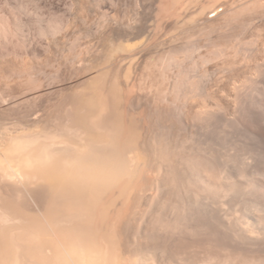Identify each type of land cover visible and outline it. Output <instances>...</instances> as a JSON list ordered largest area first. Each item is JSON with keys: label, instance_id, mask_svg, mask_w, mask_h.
I'll list each match as a JSON object with an SVG mask.
<instances>
[{"label": "bare ground", "instance_id": "bare-ground-1", "mask_svg": "<svg viewBox=\"0 0 264 264\" xmlns=\"http://www.w3.org/2000/svg\"><path fill=\"white\" fill-rule=\"evenodd\" d=\"M193 1L197 0H161L159 9L161 13L172 11L176 14L178 10H185L187 3L192 2L191 4H193ZM208 4H212V7ZM205 5H208L210 9L204 13V9L209 8ZM8 6L4 5V9L0 8V45L2 46L15 44L20 39L25 41V35L27 36L25 34V28H27L25 24L27 23L21 16L22 12L24 14L27 9L25 3L19 6L20 12L16 7V10L13 9L12 6L14 5ZM155 8L157 10V6ZM132 12L134 11L132 10ZM194 12L197 13L196 16H203L200 18L202 19L200 28L195 33L207 32L208 37L206 38L209 39L212 36L209 37V34L218 30L214 49L208 45L212 50L208 48L204 50V46H207L206 41H203V45L206 42L204 46L199 44L203 50L194 44L197 42L195 40H192V45L187 43L191 42L190 37L194 39L192 37L193 30L191 36L185 37L187 41L183 44V46L186 44L184 48L179 46L180 48L175 47L173 50L158 51V49L154 53L150 51L152 50L150 47V54H152L151 52L154 54H149L146 63L140 58L148 56V53L137 55L133 49L128 48V44L124 41L118 44L116 48V51L128 54L125 55V59L124 56L122 58L121 54V58L124 60L120 62L124 66L125 75L124 80L118 82V85H121L119 86L120 90L124 91L127 96L131 95L134 99L144 101L150 107L153 106L155 111L156 108H165L168 112L172 105L173 107L180 105V109L182 106L186 112L183 119L186 118L188 124L192 126L191 132L184 135L175 134L170 139H167L168 137L159 138L161 135L164 136L163 133L158 136L159 139L157 140V137L154 139L156 133H152L154 135L152 136L153 140L151 136L148 137L152 141L147 140L148 143H140L141 136L138 135L140 130L134 129V131L139 130L135 134L131 128V130L128 128L131 126L129 124L134 126L133 123H128L129 121L132 122V117L131 119L129 117V121L125 119L129 126L124 124L116 127L111 126L112 120L111 124L107 123L108 125H106V127L111 126V128L106 129L103 126L105 122L102 125L99 123V118L104 113L106 104L109 105L108 103L105 104L107 100L109 102V99L104 96L106 101H103V93L100 92V89L96 96L98 97L96 114H77L81 116L80 119L84 116L81 122L78 119L74 120L75 122H67L69 120L67 119L65 122L58 121L59 123L53 124L52 127L45 128L37 127L38 123L25 127L24 120L23 122L15 121L14 125L13 122L9 126L5 123V125H0V264H264V34L260 33L259 29L253 32L254 28H252L255 19L264 17V0H206ZM212 13L214 14L210 15ZM133 16L135 17V15ZM193 16L195 17L194 14ZM136 18L138 19V17ZM59 22H51L47 27L43 22L45 28L40 24L39 27L42 29L38 31L45 36L50 34L56 38L55 34L60 29ZM106 22L107 27H109L108 21ZM178 22L172 23L170 28L173 29V24L178 25ZM55 23H58L59 26ZM62 25L64 26V24ZM248 25H251L248 30L251 28L253 30L250 31V35L249 33L246 35L248 30L245 32L243 29L244 35H246L244 36L242 34L244 32L240 28ZM124 26L126 27V25ZM178 26L184 27L183 22L182 25ZM137 27L140 28L141 26L139 27L137 24ZM65 29L67 28L65 27ZM120 30L122 29L120 28ZM120 30L117 32L121 33ZM142 30L140 29V31ZM138 31L135 32L134 29V35ZM182 34H179V39H183L182 36L186 33ZM48 38L50 37L48 36ZM179 39L177 38V41ZM70 41L72 43L73 40ZM170 41L173 42L172 39ZM211 41L215 40L210 39L209 43L212 44ZM196 44L198 45V42ZM74 47L73 44V49ZM7 49L9 48L7 47ZM85 51L87 52V49ZM253 51H256L255 55L251 54ZM102 52L104 53V51ZM105 55L107 56L106 53ZM21 56L23 55L21 54ZM95 56L93 58H96ZM109 56L114 55L111 52L108 54V58ZM67 57L69 56L66 55ZM137 60L139 63L144 61V69L141 72L137 70L140 74L137 72L138 75L135 76L132 75V70L136 65L138 69ZM211 61H216L218 72H221V75L226 73V78L219 77L218 72L215 75L212 71L209 72L207 67L208 62ZM103 62H105L104 59ZM89 63L90 61L85 65ZM108 63L111 64L109 61ZM92 65L88 66L92 67ZM14 66L16 67V65ZM93 66L97 68L95 73L107 74L104 71L106 70L105 64L103 67H98L95 64ZM94 67H92L93 70ZM113 68L115 69V66ZM110 69H112L111 66ZM114 69L109 78H106L107 82L108 80L110 83L112 82L110 77L116 74ZM22 70V73L25 72L24 69ZM135 70H133L134 73H136ZM19 71L21 73V70ZM90 77L92 78V76ZM119 78L117 77V79ZM212 80L218 84V89L215 88L217 91L213 101L211 100L212 95H214L211 94L213 85L210 84L213 83ZM5 81L7 83L3 84L11 93L4 95V88L0 90V102L3 103L13 98L12 91L14 88L7 79ZM107 82L106 85L108 86L110 83ZM106 87L104 93L110 88L108 86L106 89ZM16 94L13 93L15 96ZM89 106H87L88 109ZM136 107L139 109L141 106L137 105ZM91 111L89 109V112ZM182 112L185 113L183 110ZM62 113L60 116H64ZM77 113H79V109ZM130 114L132 113L130 112ZM109 115L108 121L110 117L114 119L113 115L110 117ZM126 116L122 115V119ZM85 117L87 118L85 119ZM102 117L104 119V116ZM106 119L104 120L106 121ZM133 121L135 122V120ZM180 121L182 120L180 119ZM120 123H124V121ZM99 124L104 127L103 130ZM183 127L185 128V126ZM177 130L180 131V129ZM184 131L186 132V130ZM1 184L7 188L4 189ZM42 184L47 189V195L50 193L49 196H51L50 199L48 198L50 200L47 201L49 202L48 205L52 204L53 206L49 207L46 204L48 207L46 206L44 211H40V214L43 213L41 217L39 212L33 213L35 210L31 212L32 208L28 211L29 208L23 206L21 202L23 199L20 197H22V192H25L24 190L28 191L31 188L41 187ZM160 193L163 196L159 206L154 211L148 212V207ZM25 194L27 193L25 192ZM16 196H19L20 199L12 198ZM14 199L17 201L14 202ZM20 202V206L23 208L18 207ZM43 205L42 207H44ZM30 206L32 207V205ZM26 212H30L31 215L30 213H28L29 215L25 214ZM37 214L40 215V218ZM25 218L28 221L40 220V222L33 223L30 221L29 223ZM123 224L134 226L133 242L127 240L129 235H124L123 232L126 231V227ZM122 225L125 228L124 231ZM141 225L145 227L144 231L139 233L138 229ZM126 233H129V230ZM168 233H178L183 237L185 235L187 237L198 235L202 238L207 236L206 240L203 239L207 244L204 241L202 248L193 245L195 248L204 249L202 253L197 252L196 249L190 255V252L193 251L191 246V251L190 248H186L189 253L185 248L184 250L181 248V250L178 249L180 252L178 250L175 252L176 255H178L177 252L179 253L178 256H175L174 252H170V255L169 251L167 252L166 244L165 253L164 250L159 251V248L162 250L161 247L158 248L154 245L155 243L153 244L158 235L161 237V234H167L168 236ZM176 235L173 234L175 238L183 240V237ZM166 237L164 238L166 239ZM187 237L185 236V238ZM138 238L140 241L137 240ZM195 238L199 240V238ZM187 240H191V237ZM181 251L186 254L181 253ZM248 252L253 253L254 256H249ZM139 254L142 257H139Z\"/></svg>", "mask_w": 264, "mask_h": 264}, {"label": "rangeland", "instance_id": "rangeland-1", "mask_svg": "<svg viewBox=\"0 0 264 264\" xmlns=\"http://www.w3.org/2000/svg\"><path fill=\"white\" fill-rule=\"evenodd\" d=\"M22 1V2H21ZM150 1V2H149ZM160 1L161 0H0V8L2 7L4 9V5L9 7L8 5L14 7L13 9H16L18 10V12H20L19 10V6L22 4V3H25V6L26 8V11L22 12L21 16H23V20L25 23V27L27 26V28H25V34H27V36L25 35V41L20 39L18 42H16L15 44H11V45H8V46H2L0 45V90L3 89V94L5 95V93H9L10 91L6 89V85L3 84V83H7L5 80L7 79V81H9L8 83H12L11 85L14 87L13 88V91H12V96H13V100L9 101H5L4 103L3 102H0V125H11L12 122H13V125H14V122L16 121H22L24 120L23 123H25V127H27L26 125H32V124H37V127L39 128H45V127H52L53 124L55 123H59L58 121L60 122H65L67 119V122H73L74 120L78 119V121L81 122V120L83 121V117L80 119L81 116L79 115H84V113H89V114H96L97 112V105H98V97H96L98 94H99V89H100V92L103 93V97H107L109 99V102L108 100L106 101L105 97L103 98L102 95V99L103 101L106 103H108L109 105L106 104V109L104 111V113L100 116L99 118V123H101L102 125L104 124L103 122H105V124L103 125L104 127H106V125H108L112 120V124L111 126H121V124H124L125 126L128 125L127 124V121H129L131 119V117L133 119H131L132 122H128V123H133L134 126H132V124H129L131 126H129L128 128L132 131V132H135V134H137L138 132V135L141 136V139H140V143H143V142H147V140L150 142L153 140V137L154 136L153 134H155V137L154 139L156 138L159 139V138H165V137H168L167 139H170L172 138L175 134H179V135H184L186 133H189L191 132V128L192 126L190 124H188V120L186 118L183 119V117H185V110L184 108L181 106L182 109H180V105H178L177 107H173V105L170 107V109H168L169 111L167 112L165 108H156V111L153 107V109H151L152 107H150V105H147L146 103H144V101H138V99H134L133 96L129 95L127 96V94H125L124 91L120 90L119 86L121 85H118V82H121L124 80V75H125V71H124V66L121 64L120 61H123L125 59V57L128 55L126 52H118L116 51V48L118 46V44L122 43L124 41V43L126 42L128 44V48L129 49H133L134 50V53L137 55H140L142 53H148V56H144V58H147V59H144L143 57L140 58L141 60H144L142 62L139 63V60H137L138 62L136 63H139L138 65V69H137V65L134 66L133 70H135V67H136V70L135 72L137 73L138 71L141 72L143 69H144V63L147 62L148 60V57H149V50H150V47H152L150 51H153L155 53V51H163V50H173L175 47H181L183 46L184 42L186 43L187 39H185V37H187V35L189 36L190 34L193 33L194 31V34L192 37L193 38H189L191 40V42H187L189 44L192 45V40L194 41H197L198 42V45L196 43H194L196 46H204L207 42V46H204L206 50V48H208L209 50H212L214 49V44H216V37L218 36V30L217 31H213L211 34H209V37L211 36V38L207 39L206 37H208V34L207 32L204 33L203 31V34H202V31L198 32V33H195V31H197V29L200 28V25L202 23V19L201 16L202 15H197V13H195L194 11L196 10V8L200 7L203 3V1L205 2L206 0H197V1H193V4L191 3H187L186 5V8H184L185 10L181 9V10H178V12L176 14H174L172 11H167V12H164V13H161L160 12V9H159V6H160ZM199 1V2H198ZM201 1V2H200ZM214 1V0H213ZM216 1V0H215ZM217 1H224V0H217ZM152 2V3H151ZM136 3V4H135ZM146 3V4H145ZM200 3V4H199ZM149 4V5H148ZM191 4V5H190ZM135 5V6H134ZM157 6V10H156V6ZM199 5V6H198ZM209 5V4H208ZM208 5H205L208 6ZM211 7H212V4H210ZM209 5V6H210ZM39 8H38V7ZM149 6V7H148ZM190 6V7H188ZM195 6V7H194ZM208 6V7H209ZM36 7V8H35ZM137 7V8H136ZM221 7H225V6H221ZM38 8V10H37ZM193 8V9H192ZM15 9V10H16ZM131 9V10H130ZM192 9V10H191ZM209 8L206 7V9H204V13L205 11H207ZM221 9V8H220ZM219 9V10H220ZM5 10H7L5 8ZM37 10V11H36ZM132 10L134 12H132ZM183 12H180L182 11ZM17 12V11H16ZM124 12V13H123ZM132 12V13H131ZM26 13V14H25ZM28 13V14H27ZM32 13V14H31ZM40 15H39V14ZM128 13V14H127ZM136 13V14H135ZM184 13H185V16H184ZM207 13V12H206ZM31 14V15H30ZM36 14V15H35ZM105 14V16L103 17V15ZM108 16H107V15ZM126 14V16H125ZM154 14V15H153ZM193 14L195 15V17L193 16ZM214 13L210 14V15H213ZM34 15V16H33ZM116 19H115V17ZM125 18H124V16ZM135 15V17L133 16ZM137 15V16H136ZM179 15V16H178ZM176 16V17H175ZM124 19H123V18ZM130 17V19H129ZM138 17V19L136 18ZM160 17V18H159ZM183 17V18H182ZM192 17V18H191ZM197 17V19H196ZM36 18V19H35ZM55 18V19H54ZM122 18V19H121ZM132 18V19H131ZM179 18V19H178ZM182 18V19H181ZM188 18V19H187ZM200 20H199V19ZM203 18V16H202ZM33 19H35L33 21ZM41 23H40V21ZM53 19V20H52ZM120 19H121V22H120ZM127 19V20H125ZM137 19V20H136ZM190 19V20H189ZM49 20V22H48ZM111 20V21H110ZM123 20V21H122ZM125 20V21H124ZM130 20V21H129ZM133 20V22H132ZM136 20V22H135ZM178 22V25H182V22H183V26H178L177 24H173V29L170 28L172 25L173 22ZM177 20V21H176ZM187 20V21H186ZM198 20V21H197ZM34 23H33V22ZM48 23H47V22ZM56 21H60V26L58 23H55L59 26V28L62 30H58L57 34L59 33V35L55 34V36H57L56 38L51 36L50 34L45 36V34H41L39 33L40 31H38L39 29L41 30L42 27L45 28L47 27L48 24H51V22H56ZM105 21H108V25L109 27H107V22L105 23ZM110 21V22H109ZM128 21V22H126ZM158 21V22H157ZM168 21V22H167ZM185 21V22H184ZM190 21V22H189ZM31 22V23H30ZM37 22V23H36ZM39 22V24H38ZM46 25L44 27V24ZM63 22V23H62ZM104 22V23H103ZM140 22V23H138ZM142 22V23H141ZM144 22V23H143ZM163 22V23H162ZM189 24H188V23ZM199 22V23H198ZM254 23V30L251 28V30H248L250 29L251 25L249 26H244L243 28H240L242 30V32H246L248 30V32H246V35H248L247 33H249L250 35V31L252 32H255V31H258V29L261 31L260 33H263V29H264V17L263 18H257L253 21ZM257 22V23H255ZM103 23V24H102ZM113 23V24H112ZM120 23V24H118ZM124 23V24H122ZM127 23V24H126ZM129 23V25H128ZM136 23V24H135ZM162 23V25H161ZM168 23V24H167ZM38 24V25H37ZM40 24L42 25V27H39ZM64 24V26L68 29H65V27L62 25ZM72 24V25H71ZM133 24V25H132ZM137 24L140 28L137 27ZM144 24V25H143ZM157 24V25H156ZM159 24V25H158ZM186 24V25H185ZM195 24V25H193ZM256 24V25H255ZM100 25V27H99ZM102 25H105L102 27ZM120 25V26H119ZM126 25V27L124 26ZM128 25V26H127ZM156 27H155V26ZM176 25V26H174ZM29 26V27H28ZM68 26V27H67ZM70 26V27H69ZM73 26V27H72ZM112 26V27H111ZM122 26V27H121ZM124 26V28H123ZM154 26V28H153ZM167 26V27H166ZM169 26V27H168ZM186 26V27H185ZM197 26V27H196ZM253 26V25H252ZM256 26H257V29H256ZM64 27V28H63ZM79 27V28H78ZM114 29H111L113 28ZM119 27V28H118ZM143 27V28H142ZM195 27V28H194ZM246 27V28H245ZM249 27V28H248ZM79 30H78V29ZM120 28L122 30H120ZM128 28V29H127ZM137 28V29H136ZM191 28V29H190ZM134 29H135V32H137L138 30V33L135 34L134 32ZM140 29L142 31H140ZM146 29V30H145ZM152 29V31H151ZM165 29V31H164ZM168 29V30H167ZM170 29V30H169ZM180 29V30H179ZM185 29V30H184ZM191 31H190V30ZM244 29V31H243ZM256 29V30H255ZM109 30V31H108ZM112 30V32H111ZM117 30L121 31V33L117 32ZM137 30V31H136ZM150 30V31H148ZM193 30V31H192ZM79 31H82V32H79ZM87 31V32H86ZM145 31V32H144ZM154 31V32H153ZM80 34H78V33ZM114 32V34H113ZM144 32V33H143ZM158 32V33H157ZM160 32V33H159ZM192 32V33H191ZM238 32H241L238 30ZM241 32V33H242ZM242 33L243 35L245 34ZM37 33V34H36ZM82 33V34H81ZM112 35H111V34ZM116 33V34H115ZM133 33V34H132ZM141 33V34H140ZM144 35H143V34ZM151 33V34H150ZM175 33V35H174ZM186 33V34H183ZM215 33V34H214ZM76 34V35H75ZM107 34H109L107 36ZM120 36H119V35ZM137 34H138V38H137ZM146 34V36H145ZM179 34H182L180 36H182L183 39H179ZM82 35V36H81ZM117 35V37H116ZM143 35V36H142ZM148 35V36H147ZM152 35V36H151ZM172 35V36H171ZM196 35V36H194ZM200 35V36H199ZM202 35V36H201ZM207 35V36H206ZM244 35V36H246ZM30 36V37H29ZM45 36V37H44ZM48 36L50 38H48ZM65 36V37H64ZM70 36V37H68ZM114 38H112V37ZM118 36H119V39H118ZM124 36V37H123ZM136 36V38H135ZM141 36V37H140ZM191 36V35H190ZM204 36V37H203ZM264 36V35H263ZM42 37V38H41ZM44 37V38H43ZM47 37V38H46ZM67 37V38H66ZM74 37V39H73ZM78 37V38H77ZM80 37V38H79ZM105 37V38H103ZM128 37V38H127ZM173 37H176L173 39ZM197 40H196V38ZM204 39H203V38ZM29 38V39H28ZM116 38H117V41H116ZM123 38V40H122ZM151 38V39H150ZM177 38L179 39L177 41ZM181 38V37H180ZM188 38V37H187ZM202 38V40H201ZM213 38V39H212ZM215 38V39H214ZM28 39V40H27ZM56 39V40H55ZM65 39V40H64ZM68 39V40H67ZM82 39V40H81ZM132 39V40H131ZM160 41H158V40ZM173 40L170 41V40ZM176 39V40H175ZM206 39V40H205ZM211 40H215V41H211V43H209V41ZM53 42H52V41ZM70 40H73L72 43H70L71 41ZM105 40V41H104ZM175 40V41H174ZM181 40V41H180ZM185 40V41H184ZM208 40V41H207ZM23 43H22V42ZM67 41V42H66ZM76 41V42H75ZM79 41V42H77ZM112 41V42H111ZM203 41H206L203 45ZM75 42V43H74ZM114 42V43H113ZM166 42V43H164ZM200 42V43H199ZM215 42V43H214ZM26 43V44H25ZM69 43V44H67ZM77 43V45H76ZM85 43V45L83 44ZM110 43V44H109ZM154 43V45H152ZM202 43V44H201ZM209 43V44H208ZM62 44V45H61ZM73 44H74V49H73ZM109 44V45H108ZM113 46H112V45ZM115 44V45H114ZM146 44V45H145ZM161 44V45H160ZM187 44V45H189ZM200 44V45H199ZM53 45V46H52ZM57 45V46H56ZM80 45V46H79ZM159 45V46H158ZM212 49H210L209 47ZM213 45V46H212ZM10 46V47H9ZM70 46V47H69ZM72 46V48H71ZM86 46V48H85ZM154 46V48H153ZM186 46V44H185ZM183 46V48L185 47ZM202 46H200V48H202ZM5 47V48H4ZM7 47L9 49H7ZM57 47V48H56ZM106 47V48H105ZM114 47V48H113ZM140 47V48H138ZM165 47V48H163ZM179 47V48H180ZM214 47V48H213ZM4 48V50H3ZM60 48V49H59ZM90 48V49H89ZM161 48V49H160ZM15 49V50H14ZM49 49V50H48ZM87 49V52L85 51ZM89 49V51H88ZM92 49V50H91ZM108 49V50H107ZM155 49V50H154ZM207 49V50H208ZM55 50V51H54ZM114 50V51H113ZM132 50V51H133ZM203 50V48H202ZM2 51V52H1ZM10 51V53H9ZM12 51V52H11ZM47 51V52H46ZM52 51V52H51ZM65 51V52H64ZM84 54H83V52ZM104 51V53L102 52ZM108 51L109 53H113L114 56L108 58ZM132 51H130L131 53H133ZM18 52V54H17ZM60 52V53H59ZM79 52V53H78ZM81 52V53H80ZM117 52V53H116ZM151 52L152 54L150 55H153L154 53ZM9 53V55H8ZM49 53V54H48ZM92 53V55H90ZM103 53V54H102ZM105 53L107 54V56L105 55ZM21 54L23 56H21ZM64 54L68 55L69 57L66 58V55L64 56ZM88 56H87V55ZM99 54V55H98ZM121 54H122V58L124 56V59L121 58ZM251 54H256V51H253L251 52ZM5 55V56H4ZM8 55V57H7ZM12 55V56H11ZM94 55H96L95 57L96 58H93ZM119 55V56H118ZM126 55V56H125ZM147 55V54H145ZM260 55V54H258ZM257 55V56H258ZM18 56H20L18 58ZM64 56V57H62ZM86 59H85V57ZM92 56V57H91ZM10 57V58H9ZM16 57V58H15ZM25 57V58H24ZM107 57V59L105 58ZM260 57H262L260 55ZM25 60H23V59ZM47 58V59H46ZM52 58V59H51ZM84 58V59H83ZM121 58V60H120ZM5 61H4V60ZM27 59V60H26ZM55 59V60H54ZM67 59V61H66ZM70 59V60H69ZM93 59V60H92ZM103 59L105 62H103ZM118 59V60H117ZM9 60V61H8ZM48 60V61H47ZM95 60V61H94ZM111 63L109 64L108 61ZM112 60V61H111ZM117 60V61H116ZM7 61V62H6ZM22 61V62H20ZM86 61V62H84ZM90 61V63L88 65H97L98 67H103L104 64V68H106V71L107 74H101L99 72V74H97V72L95 73L96 71V67H94L92 65V67H94V70L92 67L88 66V65H85L87 64L88 62ZM99 61V63H97ZM101 61V62H100ZM4 62V63H3ZM26 62V63H25ZM95 62V63H94ZM103 62V63H102ZM107 62V63H106ZM144 62V63H143ZM216 61H211V62H208V67L207 69H209V72L212 71L213 74H217L218 70L217 67V63L215 64ZM25 63V64H24ZM30 63V64H29ZM59 63V64H58ZM117 66H116V64ZM143 63V64H141ZM27 64V65H26ZM29 64V65H28ZM50 64V65H49ZM107 64V65H106ZM114 64L115 66V69L112 67V65ZM120 64V65H118ZM141 64V65H140ZM16 65V67L14 66ZM216 65V66H215ZM27 66V67H26ZM83 66V67H82ZM87 66V67H86ZM110 66L112 69H110ZM120 66V67H119ZM142 66V67H141ZM214 66V67H213ZM19 67V68H18ZM61 67V68H60ZM91 68L92 70L90 71L89 68ZM109 67V68H108ZM122 67V68H121ZM210 67V68H209ZM15 70H14V69ZM27 68V69H26ZM60 68V69H59ZM88 68V69H87ZM120 68V69H118ZM139 68H141L139 70ZM12 69V70H11ZM22 69H24L25 72L22 73ZM57 69V70H56ZM85 71H83V70ZM113 69L115 70L116 74L110 78V80H112V85L110 83V81L108 80L107 82V79L109 78V75H111L110 73H112ZM124 73H123V71ZM215 69V70H213ZM241 69V68H240ZM9 70V71H8ZM13 72H11V71ZM17 70V71H16ZM21 70V73L20 71ZM121 70V71H120ZM126 70V68H125ZM132 70V75H138V73H134V71ZM138 70V71H137ZM217 70V71H216ZM8 71V73H7ZM30 71V72H28ZM87 71V72H86ZM214 71H216V73H214ZM10 72V73H9ZM15 72V73H14ZM17 72V73H16ZM19 72V73H18ZM28 72V73H27ZM86 72V73H85ZM94 72V73H93ZM7 73V74H5ZM13 73V74H12ZM93 73V74H92ZM120 73V74H118ZM219 77L223 76L225 77L226 73L224 75H221V72H218ZM4 74V76H3ZM21 74V75H20ZM24 74V75H23ZM29 74V75H27ZM88 74V75H87ZM92 74V75H91ZM140 74V73H139ZM223 74V73H222ZM6 75V76H5ZM8 75V76H7ZM11 75V76H10ZM15 75V76H14ZM19 75V76H18ZM27 75V76H25ZM85 75V76H84ZM118 75V76H117ZM3 76V77H2ZM19 79H16L18 78ZM27 78H25V77ZM83 76V77H82ZM92 76V78L90 77ZM120 76H122L121 78H119ZM215 76V77H217ZM6 79H5V78ZM10 77V78H8ZM16 77V78H15ZM21 77V78H20ZM24 77V79H23ZM29 77V78H28ZM114 77V78H113ZM117 77L119 79H117ZM223 77H221L223 79ZM97 78V79H96ZM107 78V79H106ZM226 78V77H225ZM27 79V80H26ZM34 79V80H33ZM85 79V80H84ZM91 79V80H90ZM123 79V80H122ZM4 80V81H3ZM18 80V82H17ZM30 80V82H29ZM12 81V82H10ZM23 81V82H22ZM33 81V82H32ZM35 81V82H34ZM79 81V83H78ZM89 81V83H88ZM94 81V82H92ZM213 83H210L212 84V90L213 91L211 94H214L212 95L211 97V100L213 101V98H215L216 96V91L218 89V84L215 83L216 81L215 80H212ZM211 81V82H212ZM215 81V82H214ZM16 82V83H15ZM27 82V83H26ZM34 84H32V83ZM106 82L109 84L108 86L110 87V91L109 89H107V85H106ZM2 83V84H1ZM14 83V84H13ZM86 83V84H85ZM107 86H105L104 84ZM219 83V82H218ZM20 84V85H19ZM22 86L25 85V86ZM217 84V85H216ZM220 84V83H219ZM4 85V86H3ZM15 85H17L15 87ZM84 85V86H83ZM88 85V86H87ZM217 87H216V86ZM31 86V87H30ZM36 86V87H35ZM81 86V87H80ZM215 86V87H214ZM19 87V88H18ZM87 87H88V90H87ZM107 89V91L105 92L106 95L103 91L104 89ZM84 88V89H83ZM214 88V90H213ZM215 88H217L215 90ZM24 89V90H23ZM80 89V90H79ZM8 92H6V91ZM96 90V91H95ZM20 91V92H19ZM1 92V91H0ZM95 92V93H94ZM110 92V93H109ZM11 93V92H10ZM16 94L15 95H13ZM85 93V95H84ZM122 93V94H121ZM6 94V95H7ZM91 94V95H89ZM19 95V96H18ZM87 95V96H86ZM124 97H123V96ZM14 96H15V99H14ZM86 98H85V97ZM110 98H109V97ZM122 96V97H121ZM24 98V99H23ZM66 98V99H65ZM83 98V99H82ZM95 98V100H94ZM90 99V100H89ZM124 99V101H123ZM130 99V100H129ZM94 100V101H93ZM72 101V102H71ZM77 101V102H76ZM82 101V103H81ZM91 101V103H90ZM129 101V103H128ZM132 104H131V102ZM87 102V103H86ZM139 105V109L138 107H136L137 105ZM138 102V103H137ZM146 102V101H145ZM90 107L89 106V104ZM142 105H141V104ZM13 104V105H11ZM15 104V105H14ZM68 104V105H67ZM80 104V105H79ZM123 104V105H122ZM8 105V106H7ZM66 105V106H65ZM79 105V107H78ZM94 105V106H93ZM130 105V106H129ZM134 105V106H133ZM177 105V104H176ZM86 106V107H85ZM89 106V109L91 112H89V109L88 107ZM124 106V107H123ZM144 106V107H143ZM77 110H76V108ZM127 109H126V108ZM150 107V108H149ZM61 108V109H60ZM64 108V109H63ZM75 108V109H74ZM84 108V109H83ZM86 108V109H85ZM96 108V109H94ZM108 108V110H107ZM109 108H111V110H109ZM128 108L129 111H128ZM133 108V109H132ZM172 108V109H171ZM74 109V110H73ZM78 109H79V113L78 112ZM94 109V110H93ZM121 109V110H120ZM161 109V110H159ZM165 109V111H164ZM177 109V110H176ZM180 112H179V110ZM72 110V111H71ZM113 110V112H112ZM135 110V111H133ZM150 110V111H149ZM153 112H152V111ZM172 110V112H170ZM184 111L185 113L183 114V112L181 113V111ZM59 111V112H58ZM64 111V112H63ZM81 111V112H80ZM83 111V112H82ZM88 111V112H86ZM96 111V112H95ZM116 113H115V112ZM149 111V112H148ZM176 111H178L176 113ZM63 112V113H62ZM74 112V114H73ZM95 112V113H94ZM107 112V113H106ZM110 112V113H109ZM130 112L133 114H130ZM148 112V113H147ZM174 112V113H173ZM59 113V114H58ZM62 113V115L64 116H60ZM66 113V115H65ZM83 113V114H82ZM115 113V114H114ZM129 113V114H128ZM147 113V114H146ZM150 113V114H149ZM157 113V114H155ZM168 113L170 114L168 116ZM181 113V114H180ZM56 114V115H55ZM69 116H68V115ZM79 114V115H77ZM87 114H85V116H87ZM88 114V115H89ZM113 115L114 119H112V117H110L109 115V121H108V115ZM117 114V115H116ZM121 114V115H120ZM128 116H126V115ZM148 114H149V117H150V120H149V117H148ZM165 114V115H164ZM176 114V115H175ZM72 115V116H71ZM75 115V116H74ZM122 115L123 116H126L125 118L123 117L122 119ZM182 115V117H181ZM79 116V117H78ZM104 116V119H106V121L104 119H102ZM107 116V117H106ZM173 116V117H172ZM187 116V115H186ZM67 117V118H66ZM71 117V119H70ZM117 117V118H116ZM119 117V118H118ZM130 117V119H129ZM140 117V118H139ZM148 117V118H147ZM180 117V118H179ZM56 118V119H55ZM87 117H85L86 119ZM89 118V117H88ZM143 118V119H142ZM20 119V120H19ZM80 119V120H79ZM101 119V120H100ZM111 119V120H110ZM118 119V120H117ZM121 119V120H120ZM127 121H126V120ZM147 119V120H146ZM170 119V121H169ZM177 119V120H176ZM180 119L182 121H180ZM52 120V121H51ZM71 120V121H70ZM135 120V122L133 121ZM137 120V122H136ZM139 120H141L139 122ZM149 120V121H148ZM186 120V121H185ZM78 121H76V123H78ZM123 122L124 123H120V122ZM126 121V122H125ZM15 122V123H16ZM75 122V121H74ZM79 122V123H80ZM113 122H115V124H113ZM117 122V124H116ZM5 123V124H4ZM50 123V124H49ZM108 123V124H107ZM152 123V124H151ZM169 123V124H168ZM179 123V124H178ZM184 123V124H183ZM136 124V125H135ZM150 124V125H149ZM172 124V125H171ZM187 126H186V125ZM12 125V126H13ZM46 125V126H45ZM51 125V126H50ZM100 125V124H99ZM100 125V126H102ZM148 125V126H147ZM152 125V126H151ZM171 125V126H169ZM101 127L103 130L104 127ZM111 126H108L111 128ZM147 126V127H146ZM151 126V127H150ZM182 126V127H181ZM185 126V128L183 127ZM106 127V129L108 128ZM173 127V128H172ZM181 127V128H180ZM150 128V130H149ZM172 128V129H170ZM187 128V129H186ZM134 129H139L138 131H134ZM153 129V130H151ZM167 129V130H166ZM177 129H180L177 130ZM142 130V132H141ZM169 130L171 131L169 133ZM186 130V132L184 131ZM151 133H150V132ZM153 131V132H152ZM167 131V132H165ZM146 132V133H144ZM173 132V133H172ZM140 133V134H139ZM145 134L144 136L141 135ZM153 133V134H152ZM164 133V136H162L161 134ZM170 135H169V134ZM151 134V135H150ZM147 135V136H146ZM161 135V137L159 136ZM168 135V136H167ZM146 136L145 139H143L144 137ZM152 138V140H149L151 138H148L150 137ZM159 136V138H158ZM172 136V137H171ZM148 138V139H147ZM142 140V141H141ZM144 140V141H143ZM148 143V142H147ZM50 182V181H48ZM53 182V181H52ZM46 184V183H45ZM47 185V184H46ZM45 185V186H46ZM4 187L5 185L1 184V187ZM39 187V188H38ZM38 187H35L34 189L31 188L30 190H24L27 194H25V192L23 193L22 192V197H20L21 199V202L23 204V206H26L27 208H29L28 211L31 210V212H33V210H35L33 213H36V212H39L40 214V211H44L45 210V207L48 205L49 202L47 201H50L49 196L50 193L47 195L46 193V190L45 189L46 187L42 186L43 188H41L40 186ZM51 187V186H50ZM7 188V187H4V189ZM49 188V187H48ZM33 189V190H32ZM38 189V191H37ZM45 189V190H43ZM50 189V188H49ZM48 189V191H50ZM52 189V188H51ZM43 190V191H42ZM47 191V192H48ZM52 191V190H51ZM39 192V194H38ZM42 192V193H40ZM24 194V196H23ZM44 194V195H43ZM13 195V194H12ZM15 195V193H14ZM27 196V197H26ZM47 196V197H46ZM162 193L160 194H157L156 198L154 199V201L152 202L151 206L148 207V212H152L155 210V208L157 206H159V203L161 201V198H162ZM12 198H19V196H16V197H12ZM19 198V199H20ZM26 198V199H25ZM43 198V199H42ZM49 198V199H48ZM17 199H14V202L15 200L17 201ZM44 201V202H41V201ZM19 202V200H18ZM21 202L20 204L18 203V207L21 205ZM28 202V203H27ZM46 202V203H45ZM17 203V202H16ZM30 203V204H29ZM45 203V204H44ZM51 203V202H50ZM25 204V205H24ZM44 204V205H43ZM47 204V205H46ZM32 205V207L30 206ZM42 205L44 207H42ZM29 206V207H28ZM49 206V205H48ZM47 206V207H48ZM53 206L52 204L49 206L51 207ZM17 207V208H18ZM22 207V206H20ZM19 207V208H20ZM18 208V209H19ZM23 208V207H22ZM36 208V209H34ZM39 208V209H37ZM53 208V207H52ZM50 208V209H52ZM25 209V207H24ZM41 209V210H40ZM39 210V211H38ZM27 211V210H25ZM47 211V209H46ZM20 211H18L19 213ZM22 213V212H21ZM30 212H26L25 214H28ZM20 214V213H19ZM37 214V215H39ZM42 212H41V217H42ZM23 215V214H21ZM29 215V214H28ZM31 215V213H30ZM40 215H39V218H40ZM148 215V214H147ZM25 217V215H23ZM27 216V215H26ZM34 216V214H33ZM36 216V215H35ZM28 217V216H27ZM37 217V216H36ZM29 218V217H28ZM34 218V217H33ZM37 218V219H39ZM26 219V218H25ZM31 219V218H29ZM27 220V219H26ZM28 221V220H27ZM26 221V222H27ZM31 222L33 223H37L38 220H30ZM30 221H28L30 223ZM27 222V223H28ZM40 222V220L38 221ZM123 225L126 227V231L125 228L123 227ZM122 225V230L124 231L123 233H125L124 235H129L127 238V236H125V238H127V240H131L133 242V236H134V232H135V228L132 224H127V225H131V226H127L126 224H123ZM133 226V227H132ZM132 227V228H131ZM144 227L143 225L140 226V228L138 229L139 230V233H142V231H144ZM129 228V229H128ZM131 228V229H130ZM129 230V233H126L127 231ZM134 230V231H133ZM133 232V233H132ZM132 233V234H131ZM173 234H177L176 236H180V234L178 235V233H168V236L167 234H161V237L160 235L157 236V238L154 240L153 244L156 246V247H161L162 250H160L159 248V251H163L164 250V253L166 251V248H167V252L169 251V254L171 255L170 252H176L178 249L181 250V248H190L192 246V249L193 251H191V248L189 249L191 252H190V255H192L194 252V250H198L197 252H201L202 253V250L204 251V249H198L199 247L202 248V245L206 242L205 238H202V236H198V235H195L194 237L190 235L191 237V240H187V239H190V237H187V235H185L187 238H185V236H180V237H183V240L182 239H177L175 238V236H173ZM132 235V236H131ZM166 235V236H164ZM171 235H172V238H171ZM201 235H204V234H201ZM131 236V237H130ZM189 236V235H188ZM166 237V239L164 238ZM193 237V238H192ZM195 237L199 238L196 239ZM163 238V239H162ZM202 240L205 239V240ZM140 238H138L137 240H139ZM161 239V240H160ZM185 239V240H184ZM195 240H198V241H195ZM140 241V240H139ZM163 241V242H161ZM201 241V243H200ZM205 241V242H204ZM161 242V243H160ZM163 243V245H162ZM203 243V244H202ZM160 244V245H159ZM166 244V246H165ZM207 244V242L205 243ZM159 245V246H158ZM162 245V246H161ZM193 245H195L196 247L198 246V248H195ZM208 246V245H206ZM166 247V248H165ZM204 247V246H203ZM195 248V249H194ZM206 249V248H205ZM182 250V251H183ZM188 250V251H189ZM179 251V250H178ZM181 253H185V252H182ZM187 251V250H186ZM187 251V252H188ZM166 252V254H167ZM180 252V251H179ZM189 253V252H188ZM249 256H254L253 253L251 254V252H248ZM165 254V255H166ZM169 254H167V256H169ZM177 254L179 255V253L177 252ZM186 254V253H185ZM175 256H178L176 255V253L174 254ZM172 254V256L175 258ZM189 255V254H188ZM166 256V258H167ZM170 256V257H172ZM139 257H142L141 254H139ZM169 258V257H168Z\"/></svg>", "mask_w": 264, "mask_h": 264}]
</instances>
